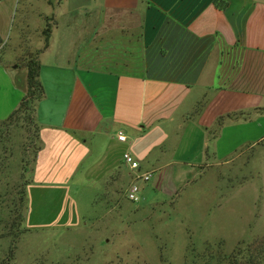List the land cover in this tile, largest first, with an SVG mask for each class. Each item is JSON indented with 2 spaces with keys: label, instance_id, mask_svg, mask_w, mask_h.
Returning a JSON list of instances; mask_svg holds the SVG:
<instances>
[{
  "label": "crops",
  "instance_id": "0c3cea01",
  "mask_svg": "<svg viewBox=\"0 0 264 264\" xmlns=\"http://www.w3.org/2000/svg\"><path fill=\"white\" fill-rule=\"evenodd\" d=\"M33 2H0V113L12 117L28 91L26 58L2 53L18 7L29 41L24 56L39 61L45 92L36 104L30 175L38 180L30 189L66 193L80 172L111 187L119 202L114 195L124 187L128 195L139 181L125 163L129 153L138 172L151 175L147 182L154 178L153 191L173 199L210 159L244 143H263L264 152V0H44L37 46ZM19 65L27 75L17 74ZM239 111L248 119L217 127L218 118ZM88 158L91 170L82 175Z\"/></svg>",
  "mask_w": 264,
  "mask_h": 264
},
{
  "label": "rangeland",
  "instance_id": "374dc122",
  "mask_svg": "<svg viewBox=\"0 0 264 264\" xmlns=\"http://www.w3.org/2000/svg\"><path fill=\"white\" fill-rule=\"evenodd\" d=\"M20 9L2 53L28 63ZM31 10V39L37 46L38 31L45 28L44 0H34ZM17 74L27 75V68L19 65ZM10 96L12 101L20 97ZM7 112L0 113V264H229L237 248L246 256V249L264 253L263 143H244L225 159H210L204 173L173 199L160 189L154 192L152 178L137 182L143 186L139 201H130L124 187L114 202L111 187L91 180V174L80 178V172L66 193L30 189L38 180L30 175L39 146L34 117L22 112L11 118ZM90 164L86 159L82 175Z\"/></svg>",
  "mask_w": 264,
  "mask_h": 264
},
{
  "label": "trees",
  "instance_id": "16d2710c",
  "mask_svg": "<svg viewBox=\"0 0 264 264\" xmlns=\"http://www.w3.org/2000/svg\"><path fill=\"white\" fill-rule=\"evenodd\" d=\"M28 92L26 94V96L24 97V99L22 100L20 107L18 108L17 111L14 112V114L12 115L11 118H13L14 116L18 115L19 113H31L33 114L32 117H34V122H35V112H36V104L38 101H40L43 97H44V88L43 85L41 83L40 80V63L37 59H32L28 62ZM260 111L264 112V108L263 109H259ZM249 116V113H246L245 111H239V112H235V113H229L226 115L221 116L220 118H218L217 120V127L221 128L226 121L233 119V120H239V119H243V120H247ZM36 128H37V138L39 139V127L37 126V124L35 123ZM37 139V142L39 144V141ZM37 150L36 149V154H37ZM36 155L33 159V161L35 160ZM22 197L21 200H26V193L25 191H22ZM21 220H24L23 216L21 217ZM21 222V221H20ZM20 235V234H19ZM16 240H14L15 244ZM15 251V246L13 245L11 252L13 253ZM245 252V251H244ZM244 252L242 253L241 251L238 250V248L235 250V252L233 253V255H231L229 257V264H264V253L260 254V256L258 255H253V251L250 249H246V252L249 253L248 256H246L244 254ZM262 252V251H260Z\"/></svg>",
  "mask_w": 264,
  "mask_h": 264
},
{
  "label": "built area",
  "instance_id": "2783aa9c",
  "mask_svg": "<svg viewBox=\"0 0 264 264\" xmlns=\"http://www.w3.org/2000/svg\"><path fill=\"white\" fill-rule=\"evenodd\" d=\"M5 0H0V2H3ZM118 139L120 141H126V135L124 133H120L119 134V137ZM124 160H125V163L130 167V169H132L133 171H136V179L137 180H141V181H144V182H147L150 180L151 178V175L146 173V174H141L138 172L139 170V167H140V164L138 161H136L134 159V157L129 154V153H126L125 156H124ZM141 192V188L138 184H133L131 187H130V190H129V193H128V198L130 201L132 202H137L139 201V193Z\"/></svg>",
  "mask_w": 264,
  "mask_h": 264
}]
</instances>
